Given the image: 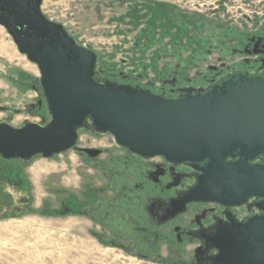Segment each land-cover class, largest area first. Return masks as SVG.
<instances>
[{
    "label": "water",
    "instance_id": "95a60500",
    "mask_svg": "<svg viewBox=\"0 0 264 264\" xmlns=\"http://www.w3.org/2000/svg\"><path fill=\"white\" fill-rule=\"evenodd\" d=\"M42 2L0 0V26L37 65L50 116L47 123L25 121L21 126L0 120L2 160L52 159L77 146L81 129H91L113 136L117 145L142 157L207 162L198 186L173 214L184 212L191 200L236 206L252 197L263 199L264 210V164L254 163L264 156V80L239 77L174 100L97 81L98 55L50 21ZM259 225V234L248 224L240 229L246 233L242 236H235L237 227L226 228L215 245L222 253L217 264H246V254L264 247V218Z\"/></svg>",
    "mask_w": 264,
    "mask_h": 264
},
{
    "label": "rangeland",
    "instance_id": "374dc122",
    "mask_svg": "<svg viewBox=\"0 0 264 264\" xmlns=\"http://www.w3.org/2000/svg\"><path fill=\"white\" fill-rule=\"evenodd\" d=\"M41 10L95 52L98 67L153 80L177 66L193 75L212 63L236 27L264 23V0H43ZM40 79L37 65L0 26V120L14 126L50 120L38 110ZM80 137L87 146L90 135ZM105 138L116 146L113 136ZM21 162L0 164V264H160L102 244L86 217L59 215L62 192L90 196L108 183L74 150Z\"/></svg>",
    "mask_w": 264,
    "mask_h": 264
},
{
    "label": "flooded vegetation",
    "instance_id": "af4514ba",
    "mask_svg": "<svg viewBox=\"0 0 264 264\" xmlns=\"http://www.w3.org/2000/svg\"><path fill=\"white\" fill-rule=\"evenodd\" d=\"M212 54L209 51L208 57ZM211 62L194 68L193 75L187 68L177 66L155 80L144 74L97 66L95 79L172 100L206 93L239 77L264 80V23L236 27L233 34L226 35L219 54ZM40 99L42 104L39 103L38 110L44 120H49L42 92ZM83 131L91 137L86 140L87 146L80 145ZM108 135L81 129L79 142L72 149L84 160L82 165H89L90 171L104 173L108 181L105 188L92 189L90 196L81 191L73 190L70 195L62 192L58 212L64 217L88 218L94 226L93 235L102 244L144 260L152 258L160 264H217L222 253L215 245L225 235L226 228L237 227L235 236L246 234L240 229L248 224H254L258 234L262 231L259 221L264 218V210L260 208L263 199L257 197L236 206L191 200L184 212L173 214L179 202L198 186L203 176L201 169L207 162L175 163L163 156L142 157L106 141ZM87 150H97V153ZM254 163L264 164V156H259ZM98 191H106L111 196L102 197ZM124 229L133 232L127 236ZM245 258L246 264L253 260L264 264V247L253 255L246 254Z\"/></svg>",
    "mask_w": 264,
    "mask_h": 264
},
{
    "label": "trees",
    "instance_id": "16d2710c",
    "mask_svg": "<svg viewBox=\"0 0 264 264\" xmlns=\"http://www.w3.org/2000/svg\"><path fill=\"white\" fill-rule=\"evenodd\" d=\"M5 163H6V164H7V163L10 164V163H22V162H21V161H17V160H16V161H4V160H2V159L0 158V164H5Z\"/></svg>",
    "mask_w": 264,
    "mask_h": 264
}]
</instances>
